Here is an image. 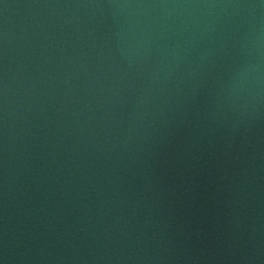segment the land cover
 I'll list each match as a JSON object with an SVG mask.
<instances>
[{
	"label": "water",
	"instance_id": "obj_1",
	"mask_svg": "<svg viewBox=\"0 0 264 264\" xmlns=\"http://www.w3.org/2000/svg\"><path fill=\"white\" fill-rule=\"evenodd\" d=\"M0 264H264V0H0Z\"/></svg>",
	"mask_w": 264,
	"mask_h": 264
}]
</instances>
